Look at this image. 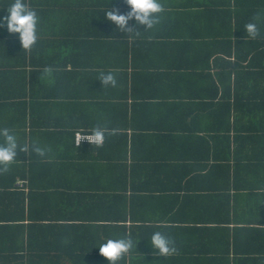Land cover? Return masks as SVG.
<instances>
[{
	"label": "crops",
	"instance_id": "1",
	"mask_svg": "<svg viewBox=\"0 0 264 264\" xmlns=\"http://www.w3.org/2000/svg\"><path fill=\"white\" fill-rule=\"evenodd\" d=\"M58 2L28 49L0 26V128L18 142L0 163V264H109L98 244L121 237L112 264H264V111L214 129L219 79L264 92V52L249 51L264 36L220 37L235 7L216 0H161L178 18L134 31L106 4ZM77 130L104 141L77 145ZM155 231L177 251L156 254Z\"/></svg>",
	"mask_w": 264,
	"mask_h": 264
},
{
	"label": "clouds",
	"instance_id": "2",
	"mask_svg": "<svg viewBox=\"0 0 264 264\" xmlns=\"http://www.w3.org/2000/svg\"><path fill=\"white\" fill-rule=\"evenodd\" d=\"M126 2L129 5L127 12H119L111 7L103 11L105 17L122 31H134L133 26L128 23L130 20L136 25L151 28L159 18L156 14L163 8L161 0H126ZM38 19L36 10L30 8L25 0H10L7 3V14L0 15V26L6 25L9 32L17 33L21 47L28 49L35 43ZM244 28L250 37H256L258 28L255 23L247 22ZM101 82L114 85L116 80L114 75L108 72L101 73ZM0 136L3 137V142H0V163L7 164L16 157L18 142L15 134L8 128H0ZM91 139L98 144L101 143L103 132L95 130ZM33 150L43 153V149L37 146H34ZM149 240L156 254L160 256H167L177 251L172 238L160 231L153 232ZM131 245L132 241L127 237L107 238L98 244L100 253L108 258L109 264L126 252Z\"/></svg>",
	"mask_w": 264,
	"mask_h": 264
},
{
	"label": "trees",
	"instance_id": "3",
	"mask_svg": "<svg viewBox=\"0 0 264 264\" xmlns=\"http://www.w3.org/2000/svg\"><path fill=\"white\" fill-rule=\"evenodd\" d=\"M58 1L60 0H25V3H27V5L30 8H33L36 10L38 17L40 18L46 17V18L51 19L54 12L55 14L57 13L56 9L58 8L52 7L53 8L52 9L50 5L52 4L56 5L57 3H59ZM76 1L79 2V0H76ZM81 1H84L82 4H88V5H92L94 3H103V4H106L107 7H111L114 4H122V7H118L119 12H127L128 10L127 8H125V5H123V4H127V2H124V0H80V2ZM170 1L174 2L172 4H177L175 3V0H170ZM182 1H187V3H185L187 5L189 4V1L191 2V0H182ZM194 1L196 2L197 0H194ZM9 2L10 0H0V8L4 7L3 10H0L2 15H5L7 13V3ZM225 2L229 3L230 5L234 4V7H235V10H233L234 16L229 17V20L232 21V18H235L236 23H235L234 28H232V26H229V27L218 26L220 37L224 38V37L234 36V38L237 39V38H241L242 36H249L244 28V25L247 22H253L256 24V26L261 25L260 23L257 22L256 17L259 14H262L264 11V0H216L214 5L218 6V4H223ZM174 9L176 8L172 6L171 9H169V11L167 12L168 15L166 14V12H159L158 15L161 16L165 14L163 16V19H165L166 22H167V18H169V20L177 19L178 14L174 12ZM244 14H247L245 18L240 19L239 16L240 15L243 16ZM218 20H222V18H218ZM4 34L6 35L10 34L12 36L17 35L16 33H11V32H7ZM256 36H264V33L258 32ZM263 42L261 41V42L253 43L254 47L249 51H259L260 50V52H264V49L261 47L264 45ZM259 56L261 55L255 56L254 62L253 60H250L246 65H243L241 62H239L238 65H240V67H246L247 70H249L253 68V66H255L254 64L255 61L257 62L261 60V59H258ZM218 83H219L218 85L216 84L217 88L219 87L220 89L222 87L220 91V95L218 97L219 100L216 104L217 109H218V113H217L218 118L216 119L220 127H215L214 129H217L219 131H231V129H236V127L239 126V124H237L235 121L232 123L231 118H235V119L236 118H253L251 122L254 124V126H256L257 122L255 123L254 118H259L258 116L259 110L264 111V92H254L251 89H246V90H241V91L235 90V92H232L230 89V85L228 86V89H227V85L223 80L219 79ZM228 84H231V81H229ZM232 99L233 101H231ZM185 115L187 116V117L184 116L186 118H192V125L194 126L197 125V123L199 122V120H197L198 118L206 117L201 114H195L194 112L190 111V109H189V112L185 113ZM187 128L189 130H196V128L191 127V126Z\"/></svg>",
	"mask_w": 264,
	"mask_h": 264
},
{
	"label": "built area",
	"instance_id": "4",
	"mask_svg": "<svg viewBox=\"0 0 264 264\" xmlns=\"http://www.w3.org/2000/svg\"><path fill=\"white\" fill-rule=\"evenodd\" d=\"M93 132H87L82 130H77L75 132V142L77 145H81L82 143H96L93 139H91ZM104 141V137L102 142ZM23 183V182H22Z\"/></svg>",
	"mask_w": 264,
	"mask_h": 264
}]
</instances>
